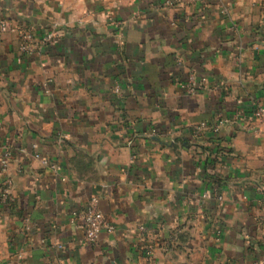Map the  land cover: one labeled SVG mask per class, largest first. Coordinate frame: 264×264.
<instances>
[{"label": "crops", "instance_id": "0c3cea01", "mask_svg": "<svg viewBox=\"0 0 264 264\" xmlns=\"http://www.w3.org/2000/svg\"><path fill=\"white\" fill-rule=\"evenodd\" d=\"M167 1L0 0V264H264V0Z\"/></svg>", "mask_w": 264, "mask_h": 264}, {"label": "built area", "instance_id": "2783aa9c", "mask_svg": "<svg viewBox=\"0 0 264 264\" xmlns=\"http://www.w3.org/2000/svg\"><path fill=\"white\" fill-rule=\"evenodd\" d=\"M181 0H168L166 2V6H173L176 3L180 2ZM15 31L18 33L20 38V49L24 53L31 54L36 51L38 48L37 45V37L36 35L30 30L29 28H26L24 26H14L11 27L8 20H0V31L6 32V31ZM60 35L55 30H47L44 34H42L40 42L44 45H56L60 42ZM189 91H196L198 89L196 85L193 83V85L189 84L187 87ZM115 91L117 93L121 92V87L117 85L115 87ZM253 118L255 120H260L261 122H264V106H258L256 110L253 112ZM229 120L225 117L221 116L216 124L210 126L213 132L217 133L220 131V128L222 125L226 124ZM208 127V124L205 122H202L198 124L193 129V135L194 137H200V135L203 133V131ZM157 130L154 129L152 131V134H157ZM12 150L7 145L4 147L2 156H1V176H2V183H1V190H0V196L1 201L3 204L6 205H12L15 202V197L13 194V179L10 175V166H11V160H12ZM37 158H41L43 163L47 166H52L53 168L57 169L56 164H51L50 160L47 158L41 157L40 154H36ZM221 199V196H219ZM81 219L83 221L84 230H85V239L89 243L97 242L100 234L103 231H107L108 233H113L116 230L115 224L110 221L107 216L101 211L99 207V201L97 198H93L88 206L81 212L80 214ZM142 231H145V227H141ZM151 253V250L148 251Z\"/></svg>", "mask_w": 264, "mask_h": 264}]
</instances>
